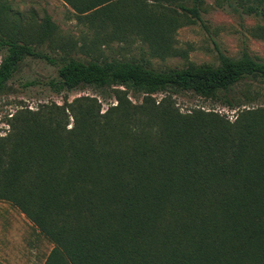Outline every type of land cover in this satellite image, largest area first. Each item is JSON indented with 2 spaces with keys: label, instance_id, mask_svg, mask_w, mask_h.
<instances>
[{
  "label": "trees",
  "instance_id": "trees-1",
  "mask_svg": "<svg viewBox=\"0 0 264 264\" xmlns=\"http://www.w3.org/2000/svg\"><path fill=\"white\" fill-rule=\"evenodd\" d=\"M63 1L92 31L80 45L62 40L50 15L29 20L0 0V93L37 58L57 67L53 91L115 99L107 109L94 95L21 108L0 136V200L55 244L44 264H264V106L248 109L257 96L236 92L264 83V59L222 54L218 65L159 70L101 58L114 42L174 53L177 31L204 23L203 0ZM226 1L264 19V0ZM83 49L87 59L73 55ZM186 93L239 109L236 119L183 111L175 96Z\"/></svg>",
  "mask_w": 264,
  "mask_h": 264
},
{
  "label": "rangeland",
  "instance_id": "rangeland-1",
  "mask_svg": "<svg viewBox=\"0 0 264 264\" xmlns=\"http://www.w3.org/2000/svg\"><path fill=\"white\" fill-rule=\"evenodd\" d=\"M15 9L24 13L27 19L40 22L45 14L51 16L57 26L56 34L64 41L80 45L84 29L73 15L72 8L63 0H10ZM235 11L226 0H203L201 13L204 23L188 22L175 34L174 53L166 56L152 55L146 43L123 44L114 42L95 53L101 58L136 60L159 70L183 68L189 65H218L221 55L239 58L244 52L264 59V33L261 26L264 19L251 12ZM82 44V41H81ZM56 55L48 42L41 46ZM93 50V49H92ZM93 52V51H91ZM5 51H0V61ZM75 57L87 59L83 50L73 51ZM58 77L57 67L37 58H26L19 66L7 87L0 93V136L5 135L10 126L8 118L25 107L35 109L40 103H64L81 95H94L103 100L107 109L115 99H103L92 88L57 93L49 82ZM31 82L30 85H28ZM238 94L257 96L249 108L264 106V83L256 80L242 82L237 86ZM162 94H158L160 98ZM180 108L185 111L194 107L218 111L231 121L236 119L239 109H230L212 100L191 93L175 96ZM251 97V96H250ZM245 107H241L242 110ZM55 244L42 234L30 219L15 205L0 200V264H44Z\"/></svg>",
  "mask_w": 264,
  "mask_h": 264
}]
</instances>
